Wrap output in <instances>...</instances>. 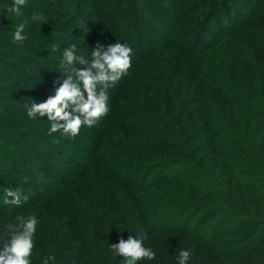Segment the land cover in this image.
<instances>
[{
	"label": "rangeland",
	"instance_id": "374dc122",
	"mask_svg": "<svg viewBox=\"0 0 264 264\" xmlns=\"http://www.w3.org/2000/svg\"><path fill=\"white\" fill-rule=\"evenodd\" d=\"M128 1L122 13L114 0H26L16 16L0 0V246L6 225L36 217L31 264H126L110 244L129 235L156 253L137 264H178L182 249L212 264L239 249L236 226L264 221V0ZM117 41L131 67L95 126L71 139L27 116L69 74L63 49L91 60ZM5 188L28 200L4 204Z\"/></svg>",
	"mask_w": 264,
	"mask_h": 264
},
{
	"label": "clouds",
	"instance_id": "9594fccd",
	"mask_svg": "<svg viewBox=\"0 0 264 264\" xmlns=\"http://www.w3.org/2000/svg\"><path fill=\"white\" fill-rule=\"evenodd\" d=\"M25 5L26 0H12V7L8 8V12L20 16L21 7ZM32 19L41 20L42 16L34 13ZM24 27L23 23L16 27L13 42L26 39V36L22 35ZM58 48V45H52L53 51ZM76 53L75 44L63 49L61 67L69 74L66 78L54 82L53 94L39 102L31 100L27 107V116L30 119L47 116L50 121L49 135L60 132L63 136L74 139L80 134L81 128H91L107 115V89L127 74L131 67L133 49L117 41L106 48L97 45L91 53V60ZM76 65L84 67L77 68ZM27 200L28 196L23 195L20 189H4L3 203L6 205L20 206ZM18 220V225H6L4 242L0 246V264H31L30 257L35 247L33 236L38 221L34 216L27 219L20 216ZM110 248L117 256H122L126 264H137L141 260L150 261L156 257L151 247H145L143 240L132 235H129L127 240L121 236L118 243L110 244ZM191 256L189 250H180L178 264H189ZM52 260H55V256L49 255L44 264H49Z\"/></svg>",
	"mask_w": 264,
	"mask_h": 264
},
{
	"label": "trees",
	"instance_id": "16d2710c",
	"mask_svg": "<svg viewBox=\"0 0 264 264\" xmlns=\"http://www.w3.org/2000/svg\"><path fill=\"white\" fill-rule=\"evenodd\" d=\"M116 2L117 9H113L112 5H108L106 8L105 13L111 12V10H115V12H124L126 8L129 6L128 0H114ZM204 1V0H203ZM2 2V1H1ZM0 2V19L5 16L7 13L5 9V5H3ZM145 2V1H144ZM244 0H241V4H243ZM104 5H107L104 3ZM208 5V3H207ZM209 6V5H208ZM211 8V7H210ZM38 10H40V7H38ZM130 14H133L130 9L127 12V15L130 16ZM4 19V18H3ZM2 21V20H0ZM212 24L214 25L213 21L210 19H206V22L202 24L201 28L206 30L208 28V31L212 32ZM215 26V25H214ZM3 30V27H0V32ZM215 43V44H214ZM218 44V38L213 41L212 45ZM201 46V45H199ZM205 48V45H203ZM211 46V45H210ZM209 45L206 44V49L210 48ZM7 53V52H5ZM38 55V53L35 51ZM10 53H8L9 56ZM14 54H16L14 52ZM31 54V55H30ZM4 56H7L3 54ZM11 55V54H10ZM30 58L33 57L32 53H22L21 58ZM13 58L19 59L18 57L14 56ZM25 64H29L31 66H36L41 63L39 61H29V60H22ZM50 67V66H49ZM46 69H49L48 67H45ZM54 68V67H52ZM2 106L0 105V118H3L4 115L7 114L6 110H2ZM1 162V161H0ZM66 174V173H65ZM61 179L65 181V186L70 182V180L66 179V176H60ZM9 183V181H7ZM134 183V188H142L148 183H152V181H148L144 184L142 183ZM10 184V183H9ZM67 187H65L66 189ZM199 233L195 234L198 235ZM233 237H235V240H237L236 244L241 243L239 249L236 251H231L230 253H225V251H212L211 256H209L210 259L213 260L212 264H237L235 261H239L238 264H264V221L262 223L258 221H251L250 223H243L235 227V229L231 232ZM235 242V241H234ZM202 244H206L203 240H201ZM201 243L198 242L199 245L203 246ZM235 244V246H236ZM236 248V247H234ZM211 252V251H209ZM201 253H197L193 259L194 264H204L200 261Z\"/></svg>",
	"mask_w": 264,
	"mask_h": 264
}]
</instances>
